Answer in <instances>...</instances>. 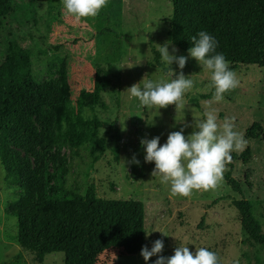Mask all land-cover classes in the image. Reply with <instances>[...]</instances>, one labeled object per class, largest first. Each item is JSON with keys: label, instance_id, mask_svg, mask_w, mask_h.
Instances as JSON below:
<instances>
[{"label": "rangeland", "instance_id": "obj_1", "mask_svg": "<svg viewBox=\"0 0 264 264\" xmlns=\"http://www.w3.org/2000/svg\"><path fill=\"white\" fill-rule=\"evenodd\" d=\"M30 8L36 25L14 31L7 42H16L31 55L34 80L44 88L47 124L42 128L36 122L45 140L32 143L38 162L10 140L19 158H28L32 167L46 161L54 171L62 157L68 169L67 188L85 195L93 186L100 198L143 203L145 234L150 233L145 246L150 248L161 239L164 246L159 255L170 257L175 247L187 245L189 251L199 247L214 251L222 264H264L260 247L253 250L250 260H241L245 235L232 204L241 198L254 202L264 233V142L247 136L256 122L264 128V57L259 64L235 67L238 85L219 103L212 102L208 74L194 59H187L182 70L173 62L169 66L173 78L181 71L191 75L193 88L185 93L179 108H149L125 90L144 77L168 78L167 66L155 65L157 45L169 42L170 54L175 48L176 55L187 56L168 36L171 0H106L95 17L82 20L66 15L62 0H32ZM108 70L109 86L96 103L88 94L98 71ZM210 110L218 124L231 118L247 141L242 150L231 153L236 155L233 177L241 181L242 192L227 185L224 166L214 188L173 197L166 185L151 176L154 165L143 162L139 141L159 136L164 143L170 131L181 128L187 136L193 130L190 125ZM94 123L100 127L91 139L87 132L93 133ZM101 139H105L103 153L96 145ZM246 150L251 154L242 163L238 157ZM133 154L140 161L138 166L130 163ZM12 175L0 159V264H64L61 253L48 254L40 262L18 245L14 204L20 189ZM112 259L115 264H145L140 254ZM155 259L150 257L147 264H154Z\"/></svg>", "mask_w": 264, "mask_h": 264}, {"label": "trees", "instance_id": "obj_2", "mask_svg": "<svg viewBox=\"0 0 264 264\" xmlns=\"http://www.w3.org/2000/svg\"><path fill=\"white\" fill-rule=\"evenodd\" d=\"M170 42L187 52L192 37L207 31L217 40L230 68L259 64L264 57V0H171ZM32 0H0V159L18 182L20 196L15 201L18 218L17 243L38 261L51 253L64 255V264H115L113 257L136 256L145 246V208L131 199L112 200L97 196L91 186L83 195L66 187L68 169L58 157L57 169L48 162L36 167L21 159L9 146L10 140L29 152L36 162L39 155L33 142L44 143L36 122L46 126L45 96L35 82L30 53L16 42H7L14 31L36 25ZM3 47V48H2ZM155 65L165 69L156 53ZM110 71H98L93 91L88 96L99 101L109 86ZM93 138L100 124H93ZM247 136L264 142V128L254 123ZM105 139L96 142L104 152ZM251 153L238 158L246 162ZM236 155L225 162L224 179L234 191L242 183L233 177ZM238 211L245 235L241 260H250L253 250L264 248V233L256 217L254 202L241 198L232 202ZM219 261V260H218ZM219 264H222L219 261Z\"/></svg>", "mask_w": 264, "mask_h": 264}, {"label": "clouds", "instance_id": "obj_3", "mask_svg": "<svg viewBox=\"0 0 264 264\" xmlns=\"http://www.w3.org/2000/svg\"><path fill=\"white\" fill-rule=\"evenodd\" d=\"M106 5V0H62L66 15L76 20L95 17ZM187 56L176 55V49L169 53V42L157 45L160 60L167 66L166 80L145 79L133 84L125 91L130 98H135L139 105L156 109L174 105L181 107L185 93L191 90L194 82L191 75L183 72L175 74L169 66L174 62L182 70L187 59H194L208 74V88L212 90V102H222L224 94L238 85L236 73L222 53L216 51L217 40L207 31H199L192 38ZM193 130L187 136L184 128L170 131L164 143L160 137L141 138L139 143L143 150V162L154 165L151 176L157 177L161 185H166L173 197H188L193 191L214 188L222 178L225 162L231 159V153L242 150L247 141L243 134L234 128L231 118H225L220 124L214 111H206L203 118L190 125ZM130 163L139 165L135 154ZM150 233L145 234L147 237ZM163 241L156 239L151 247L142 246L140 256L147 264L155 256L154 264H219L214 251L206 247L189 251L187 245L173 249L170 257L159 255Z\"/></svg>", "mask_w": 264, "mask_h": 264}]
</instances>
